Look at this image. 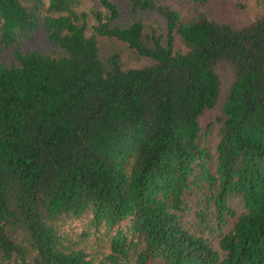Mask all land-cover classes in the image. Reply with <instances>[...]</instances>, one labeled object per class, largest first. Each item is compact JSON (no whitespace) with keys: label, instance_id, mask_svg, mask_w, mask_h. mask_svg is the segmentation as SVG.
<instances>
[{"label":"trees","instance_id":"16d2710c","mask_svg":"<svg viewBox=\"0 0 264 264\" xmlns=\"http://www.w3.org/2000/svg\"><path fill=\"white\" fill-rule=\"evenodd\" d=\"M38 30L0 62V264H264V0H0L3 51Z\"/></svg>","mask_w":264,"mask_h":264},{"label":"rangeland","instance_id":"374dc122","mask_svg":"<svg viewBox=\"0 0 264 264\" xmlns=\"http://www.w3.org/2000/svg\"><path fill=\"white\" fill-rule=\"evenodd\" d=\"M173 6L177 8L181 13H184L187 9V4L184 3H178L173 2ZM232 5L227 6H216L212 10L215 11V13H219L220 15L226 17L230 15L233 11ZM54 46L53 44L48 41L44 35V33L41 30H38L33 35L24 38L22 41H20L17 45L12 46L6 51H3L0 46V62L10 64L13 62L12 56H11V49L16 48L20 52H30V51H47L49 49H52ZM231 224V220H230Z\"/></svg>","mask_w":264,"mask_h":264}]
</instances>
